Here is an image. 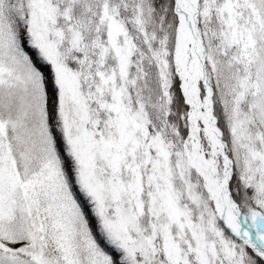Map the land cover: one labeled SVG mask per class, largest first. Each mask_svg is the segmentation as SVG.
<instances>
[{
    "label": "snow or ice",
    "instance_id": "6c2138e0",
    "mask_svg": "<svg viewBox=\"0 0 264 264\" xmlns=\"http://www.w3.org/2000/svg\"><path fill=\"white\" fill-rule=\"evenodd\" d=\"M0 264H264V0H0Z\"/></svg>",
    "mask_w": 264,
    "mask_h": 264
}]
</instances>
